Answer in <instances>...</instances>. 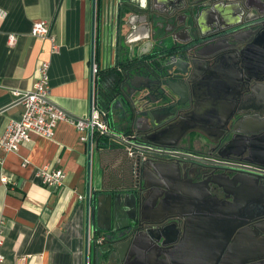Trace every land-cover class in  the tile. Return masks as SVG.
<instances>
[{"label": "water", "instance_id": "obj_1", "mask_svg": "<svg viewBox=\"0 0 264 264\" xmlns=\"http://www.w3.org/2000/svg\"><path fill=\"white\" fill-rule=\"evenodd\" d=\"M233 2L235 0H228V4ZM213 5L212 0H119L115 6L119 45L123 41L128 47V58H131L135 52V59L146 56L151 59L144 66L135 69L138 73L141 69L144 70L146 76L138 74L132 76L130 86L133 90L127 97L121 96L119 106L109 105L107 116L112 118L115 116L114 111H119L121 117L114 122L121 129L128 128L131 132L135 130L140 132L146 144L136 146L135 152L128 155L126 144H123L121 139L108 136L112 143L117 144L120 158L114 167H110L107 175L113 179L114 194L101 195L97 199L98 212H103L106 222V227L98 225V228L104 230L107 236L103 244L92 240L93 264H111L112 257L122 260L126 251V245L122 244V240L126 236L130 239L136 236L144 238V245L137 243L142 252L141 257L137 259L138 264H169L170 261L171 264H176L177 252L187 248L190 241H181L177 246H173L172 235L175 233L169 227L164 224L141 222L139 218L141 202L149 192L162 191L168 177L176 180V169L174 170L173 164L176 157L191 162L184 174L189 173L200 178L197 182H188L191 188L203 190L204 197L213 204V207H221L227 203L210 192L212 186L221 191L225 190L221 180H224L228 186H238V189L244 188L251 193L259 192L261 188L259 182L262 178L261 172L254 168L213 162L204 156L176 153V148L184 137L193 131L200 132L207 138L210 133L216 136L225 134L223 141H227L224 144L219 142L217 144V141L210 140V144L205 147L209 154L217 153L221 159H229L233 156L245 164L264 167V110L251 111V114L239 124L244 126V129L239 128L237 123L229 126L233 119L234 95L240 93L244 81L253 80L257 85L264 84V78L259 75L264 73V40H262L264 34L261 35L260 41H254L241 53L245 63L246 77L244 79L234 67L224 68L227 78L223 82L222 90L227 93L229 103L222 116V124L219 126L194 124L210 106L207 105L209 102L201 103L193 112L181 116L178 121L162 125L164 121L179 113L177 108L180 104L176 98L181 97L182 94L188 91L194 96L196 93L199 96L200 94L206 96L205 94L209 91H215L212 83L215 82L213 79L217 80L215 74H220L219 71L210 69L201 77V72L197 70L198 65L206 66L204 50L207 39L210 38L208 33L214 28L217 29L215 19H218L219 12ZM202 24L204 26H201ZM223 57L235 58L234 56ZM188 73L192 74L190 80L193 81L192 84L186 81ZM134 81L141 83L135 84ZM153 86L155 88L151 89ZM258 92L259 88L253 90V97L258 100V105L264 104V89H261L260 95ZM212 107L218 109V105L213 104L210 108ZM216 110L213 112L217 113ZM157 116L162 118L157 120ZM140 121L142 126L144 124V128L138 130L140 124L137 123ZM236 144L239 152L234 154L231 150ZM104 146L113 145L107 143ZM213 166L234 169L231 170L233 176L209 172ZM149 174L159 183L149 186L147 184ZM169 189L170 198L176 199V188ZM261 192L264 193V189ZM190 214L188 211L181 213V215ZM262 216L264 212H256L253 215L259 218ZM192 217L195 216L192 214ZM200 217L203 216L200 215ZM120 230L122 233L118 234ZM168 237L171 239L167 240ZM230 238V234L224 236L218 246L219 253L226 247ZM150 245L159 250L166 249L169 257L163 256L164 259H162V254L157 251L153 254L154 262H146L143 253L148 251ZM219 253H216L214 259L219 258Z\"/></svg>", "mask_w": 264, "mask_h": 264}, {"label": "crops", "instance_id": "obj_2", "mask_svg": "<svg viewBox=\"0 0 264 264\" xmlns=\"http://www.w3.org/2000/svg\"><path fill=\"white\" fill-rule=\"evenodd\" d=\"M119 0H0V135L23 107L17 94L30 91L48 64L49 97L54 106L76 119L89 113L92 57L101 70L116 60L115 6ZM45 20L54 39L30 34L32 24ZM14 36L10 45L8 37ZM113 137L125 132L107 118ZM65 121L51 139L37 134L16 153H0V252L3 264H93L94 236L105 232L97 199L114 194L108 176L120 158L117 144H84ZM108 137V136H107ZM109 138V137H108ZM104 151V152H103ZM26 160L28 164L22 166ZM60 168L62 186L39 184L37 168ZM80 197H83L81 199ZM93 214V215H92ZM92 217V218H91Z\"/></svg>", "mask_w": 264, "mask_h": 264}, {"label": "flooded vegetation", "instance_id": "obj_3", "mask_svg": "<svg viewBox=\"0 0 264 264\" xmlns=\"http://www.w3.org/2000/svg\"><path fill=\"white\" fill-rule=\"evenodd\" d=\"M212 5L219 12L218 19H215L217 29L214 28L208 33L210 38L207 39L204 50V53H206L204 59L206 66L198 65L197 70L201 72V77L210 69H215L216 72L219 71L220 74H215L217 80L213 79L215 82L212 83L215 91H209L208 94H205L206 96L202 94L199 96L197 93L194 96L192 92L188 91L182 94L181 97L176 98V101L180 104V107L177 108V112L179 113L164 121L162 125L171 121H178L181 116L193 112L201 103L207 104L209 102L207 105L210 106L198 117L199 121L194 122V124L198 126H219L222 124V116L229 103L227 93L222 90L224 88L223 82L227 78V72L224 71V68L228 66L234 67L236 72L244 79L246 77L244 72L245 63L241 57V53L249 45H252L254 41H260L261 35L264 34V0H235L231 4H228V0H212ZM115 23L117 25V20H115ZM201 26H204V24ZM198 29L201 30L199 27ZM115 33L116 60L113 66L107 69L116 68L121 74L111 90V100L108 103L111 107L119 106L121 104V96L127 97L128 93L133 90L130 86L133 75L146 76L144 70L141 69L138 73L135 69L144 66L151 59L149 56L135 59V52L131 58H128V47L124 45L123 41L119 45L116 29ZM223 56H234L235 58H224ZM123 65H126V67ZM120 66L124 67L125 70L123 71ZM100 72L95 90L97 96L100 90V84H98ZM259 75L264 78V73ZM191 77L192 74L188 73L186 81H190ZM190 82L192 84L193 81ZM134 83L140 84L141 82L134 81ZM242 85L240 93L237 95L232 93L235 97V105L232 113L233 119L230 121L229 126L236 125L237 123L239 128L244 129V126L239 124L245 117L251 114V111L259 112L264 110V104L258 105V100L253 97V90L259 88L258 95H260L261 89H264V84L257 85L256 82L251 80L249 82L244 81ZM154 88L155 86L151 89ZM150 98L154 99L153 97ZM213 104L218 105L217 110L216 107L210 108ZM214 110L217 113L213 112ZM114 115L115 119L121 117L119 111H114ZM161 118L159 116L156 117L157 120ZM137 124H140L138 130L144 128V124L142 126L141 121ZM122 130L125 133L121 136L131 139L132 143L140 146L146 144L141 138L140 132L138 133L136 130L131 132L128 128ZM224 136L225 134L216 136L214 133H210L207 138L200 132H190L179 143L176 153L198 157L204 156V158H208L209 161L213 162L228 163L236 166L245 165L254 168L261 172L260 176H262L259 181L261 183L259 192L251 193L244 188L238 189V186L231 187L224 180H221L225 190L221 191L212 186L210 187V192L213 196L219 198V200L231 204L224 203L221 207H213V204H210L207 198L204 197V191L191 188L188 182H197L200 178H196V176L189 173L184 174V171H186L191 162L176 157L173 163L174 170L176 169V180L168 177L166 184L162 187V191L149 192L143 202H141L139 209L141 222H150L155 225L164 224L169 227L175 233L172 235L174 238L172 242L173 246H177L181 241H190L187 248L185 247L183 251L180 249L177 252L176 264H264V216L260 218L253 217L256 212H264V200H262L264 199V193L261 192L264 189V167L245 164L239 158L233 156L229 159H221L217 153L209 154L207 152L208 149L205 147L210 144V140L217 141V144L218 142L224 144L227 141H223ZM132 152L134 153L135 149ZM231 152L234 154L239 152L237 144ZM182 164L185 167H182ZM214 169L217 170L214 171ZM231 170L234 169L213 166L209 172L233 176ZM156 183L159 182L149 174L147 176V184L152 186ZM169 186L173 189L176 188V199L170 198ZM183 211H188L191 214L181 215ZM192 214L195 217H192ZM200 215L203 217H200ZM121 233V230L118 231V234ZM228 234L231 235V238L226 247L219 253L217 251L219 250L218 246L224 239V236H228ZM106 236L107 233L102 232L94 236L93 240L103 244L106 241ZM136 237L130 239L126 236V238H123L122 244L126 245L125 254L122 260L112 257L111 264H138L137 259L141 257L142 252L137 243L144 245L145 242L144 238L140 236ZM134 239H136L135 242ZM169 239L171 238L168 237L167 240ZM157 251L162 254V259H164L163 256L165 258L166 256L169 257V252L166 249L159 250V248L150 245L148 251L143 253L144 260L146 262H154L153 254ZM216 253L220 254L217 260L214 259ZM170 262L168 263L171 264Z\"/></svg>", "mask_w": 264, "mask_h": 264}, {"label": "built area", "instance_id": "obj_4", "mask_svg": "<svg viewBox=\"0 0 264 264\" xmlns=\"http://www.w3.org/2000/svg\"><path fill=\"white\" fill-rule=\"evenodd\" d=\"M30 34L34 37L49 39L52 49L55 52L57 46L54 39L49 35V25L45 20H41L32 24ZM8 42L13 45L15 42L14 36L8 37ZM48 64L43 63L40 69V78L34 84L30 91L17 94L19 104L23 110L18 118L10 119L0 135V153L9 154L16 153L19 147L30 141L31 134H37L46 139H51L54 135L55 128L58 122L65 121L72 125L79 133L81 143L90 142V147L94 142V137L97 136H113L108 124L106 113L101 112L98 106L96 83L100 66L95 62L94 58L90 60L89 73L91 82V95L89 113L85 118L76 119L69 116L65 111L54 106L49 97V83L47 76ZM123 144H126L128 155L133 154L136 145L131 139L123 136H117ZM2 158H0V166H2ZM28 162L24 160L22 166H26ZM39 184L53 191L58 190L62 186L64 172L62 169H49L48 167L37 168L34 171ZM0 181L3 184L7 183L5 175H1ZM83 199V197H80ZM1 228V223H0ZM2 241L0 240V247ZM4 263V256L0 252V264Z\"/></svg>", "mask_w": 264, "mask_h": 264}, {"label": "trees", "instance_id": "obj_5", "mask_svg": "<svg viewBox=\"0 0 264 264\" xmlns=\"http://www.w3.org/2000/svg\"><path fill=\"white\" fill-rule=\"evenodd\" d=\"M120 67L124 71L125 70L124 67H126V65L124 67L122 66ZM120 74L121 73H119L116 68L102 70L100 72V78L98 80V84H100V90L98 91L97 100H98L99 110L101 112L106 113V116L108 114V109H109L108 103H110V100H111V94H112L111 90H112V87L115 85V82L118 81V77H120ZM101 87H102V90H101ZM107 140H109L107 136L94 137V141H96L95 145L97 147H102L105 144H107Z\"/></svg>", "mask_w": 264, "mask_h": 264}, {"label": "rangeland", "instance_id": "obj_6", "mask_svg": "<svg viewBox=\"0 0 264 264\" xmlns=\"http://www.w3.org/2000/svg\"><path fill=\"white\" fill-rule=\"evenodd\" d=\"M114 122V121H113ZM114 124H116L115 122H114ZM117 125V124H116Z\"/></svg>", "mask_w": 264, "mask_h": 264}]
</instances>
